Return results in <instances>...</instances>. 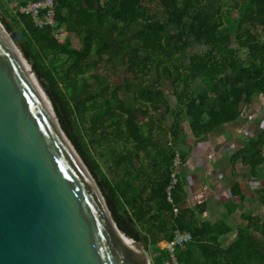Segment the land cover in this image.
I'll return each mask as SVG.
<instances>
[{
	"label": "trees",
	"instance_id": "16d2710c",
	"mask_svg": "<svg viewBox=\"0 0 264 264\" xmlns=\"http://www.w3.org/2000/svg\"><path fill=\"white\" fill-rule=\"evenodd\" d=\"M29 1L0 0V23L117 227L144 246L151 264H164L168 255L159 243L177 232L190 235L175 251L178 264H264V220L257 223L249 211L236 223L228 214L215 222L203 220L204 203L186 205L185 177L177 171L187 159L180 150L187 137L183 123L193 139H208L240 119L258 96L264 111V0H245L235 26L223 28V0H58L54 27L41 29L30 16L16 13ZM10 3L12 24L5 17ZM61 30L66 36L58 43L53 35ZM71 35L79 48L71 45ZM117 67L125 68L131 82L109 89L107 78ZM122 90L131 94L133 106L118 96ZM162 108L171 118L164 147L153 139L166 119ZM252 124V137L224 159L234 181L230 195L239 202L244 196L235 181L237 164L247 167L254 181H264V169L258 168L264 162V120ZM90 149L109 164L108 175ZM173 173L177 181L169 202L166 189ZM254 193L264 207V186ZM233 230L234 240L223 246L219 239Z\"/></svg>",
	"mask_w": 264,
	"mask_h": 264
},
{
	"label": "water",
	"instance_id": "95a60500",
	"mask_svg": "<svg viewBox=\"0 0 264 264\" xmlns=\"http://www.w3.org/2000/svg\"><path fill=\"white\" fill-rule=\"evenodd\" d=\"M0 24V264H151Z\"/></svg>",
	"mask_w": 264,
	"mask_h": 264
},
{
	"label": "rangeland",
	"instance_id": "374dc122",
	"mask_svg": "<svg viewBox=\"0 0 264 264\" xmlns=\"http://www.w3.org/2000/svg\"><path fill=\"white\" fill-rule=\"evenodd\" d=\"M220 7L222 16L220 18L221 27H234V19L238 16V11L244 9L245 0H223ZM7 8L10 9V15L5 17L7 22L12 24V16L14 15V10H12L13 5H7ZM14 30L17 31L16 27H14ZM233 41L234 39L232 37V43ZM70 43L74 48H79V41L75 36H70ZM195 50H197L196 47ZM26 67L28 71H30L28 64ZM99 69L101 70V65L98 66L97 71L99 73H103L100 72ZM131 79V76L126 72L125 68L117 67L114 69L113 74L107 78L109 84L108 82L105 83H107L109 89H111L114 86L125 85V83L131 82ZM36 84L38 85L37 82ZM100 87L101 86H97V92L99 91ZM118 96L121 99H124L127 105L133 106L131 94H128L122 90L119 92ZM168 98L169 103L173 105L174 101L170 96ZM262 102L263 101L260 96L254 98L252 104L246 109L242 110L243 113L240 119L235 120L231 124L224 125L221 129L216 130V135H214V137H210L208 139H193V137L190 135L187 125L183 123V129L187 137L185 143L180 146V150L184 153L190 154L191 167L194 169V171H191L193 174L192 177H195L193 179V186L191 189L194 193L192 194L191 190H187L188 197H191L190 204H188L189 206H192L197 201L203 199L208 203V206L211 209H215L216 214L214 215V218L218 217L219 214L224 211L228 214L229 219L233 223H236L239 222L238 217L240 213L249 211L251 218L257 223H260L262 220H264V207L260 204L257 196L254 193L255 188L264 186V181H254L250 178V176L246 175L247 167L243 168L237 164L235 166V171L238 176L235 180L239 184L240 191L244 196V200L239 202L238 197H234L232 202V200L229 199L228 190L225 189V186L231 185L234 182L231 177L228 178L229 181H225L229 175V166L226 165L224 160H221L220 162L218 161L221 155L220 153H232L244 140H246L248 137H252L255 129V126L252 124V120H264ZM160 113L166 119L163 120L164 124H160V128L163 126L162 131H159L157 128L154 130L153 139L159 146L164 147L169 139L168 132L166 131V125L170 123L171 118L167 117L164 108L161 109ZM87 126H89V124H87ZM90 151L92 150L90 149ZM262 153L264 156V147ZM91 154L98 163L100 171L108 175L106 168L109 164H105L102 159L100 160L98 153L95 154L92 151ZM186 163L188 164V161ZM185 165L186 164L180 167L181 170H183V167H186ZM180 168H178L177 171L180 172ZM258 168L264 169V162ZM243 174L246 175V178L242 176ZM220 176H222L221 180L219 179ZM194 181L196 184H194ZM201 192L203 196L202 198H198V193ZM213 197H216L217 199L213 200ZM211 200L214 201V204L211 202ZM235 202H237V204ZM233 232L234 233L229 234L225 240L221 241L222 245L230 243L234 240L236 234L234 230ZM160 246H162V243L159 244V247Z\"/></svg>",
	"mask_w": 264,
	"mask_h": 264
},
{
	"label": "built area",
	"instance_id": "2783aa9c",
	"mask_svg": "<svg viewBox=\"0 0 264 264\" xmlns=\"http://www.w3.org/2000/svg\"><path fill=\"white\" fill-rule=\"evenodd\" d=\"M58 0H33L29 1L22 6L16 7V13L21 15H28L32 19V23L37 28L54 27V13L53 8L55 2ZM54 39L58 43H62L66 33L61 31L54 32ZM180 165L179 159L176 156L173 160V167ZM175 174H171V182L166 189L167 200L170 202V192L172 187L176 183ZM173 213H177V209H173ZM190 241V235L187 232H177L169 242H165L164 250L166 251L168 258L164 264H178L175 258V251L181 249Z\"/></svg>",
	"mask_w": 264,
	"mask_h": 264
},
{
	"label": "crops",
	"instance_id": "0c3cea01",
	"mask_svg": "<svg viewBox=\"0 0 264 264\" xmlns=\"http://www.w3.org/2000/svg\"><path fill=\"white\" fill-rule=\"evenodd\" d=\"M9 5H13V7H14V4H12V3H10V4H8V6ZM10 10V9H9ZM13 10V9H12ZM187 154V159H186V162L188 161V164L185 162L184 164H186L185 166L186 167H183L182 169L183 170H181V168L179 169L180 170V173H182V174H184V177H185V192L187 193V190L188 191H190L191 189H192V186H193V179L195 178V177H192L193 176V174H192V172L191 171H194V169H192V167H191V159H190V154L189 153H186ZM221 155H220V158H219V162L221 161V160H224L225 159V157L227 156H229L231 153H220ZM225 161V160H224ZM183 164V165H184ZM182 165V166H183ZM229 170H230V167H229ZM221 178H222V176H220L219 177V179L221 180ZM229 176H227V178H226V180L225 181H229ZM242 178V177H241ZM236 179V178H235ZM236 181V180H235ZM194 184H196V182L194 181ZM226 188V190H228V193H229V199H233L234 197H232L231 195H230V192H229V187H230V185H228V186H225ZM240 188V187H239ZM191 192H192V194L194 193L192 190H191ZM198 198H202V196H203V194H202V192L201 193H198ZM190 199H191V197H188L187 196V198H186V205H188V204H190ZM213 200H215V199H217L216 197H213L212 198ZM238 201H239V199H238ZM204 203V205H205V210H204V213L202 214V219L203 220H206V221H210V222H215V221H218V220H220L221 218H222V216H223V214H227V213H225L224 211L223 212H221L220 214H219V216L218 217H216V218H214V215L216 214L215 213V209H211L209 206H208V203L207 202H205L203 199H201L200 201H197L195 204H199V203ZM211 202L213 203L214 201H212L211 200ZM232 202H233V200H232ZM236 204H237V202H235ZM195 204H193V205H195ZM214 204V203H213ZM235 204V205H236ZM193 205L191 206V207H193ZM232 233H234L233 231L232 232H230L229 234H232ZM229 234H227V235H225V236H223V237H221L220 239H219V242L221 243V241L222 240H225V238H227L228 237V235ZM162 243V246H160L159 248L160 249H164V246H165V242H161ZM160 244V243H159ZM222 244V243H221ZM229 243H227V244H225V245H223V246H226V245H228Z\"/></svg>",
	"mask_w": 264,
	"mask_h": 264
},
{
	"label": "bare ground",
	"instance_id": "6f19581e",
	"mask_svg": "<svg viewBox=\"0 0 264 264\" xmlns=\"http://www.w3.org/2000/svg\"><path fill=\"white\" fill-rule=\"evenodd\" d=\"M45 99H46V97H44ZM46 101H47V99H46Z\"/></svg>",
	"mask_w": 264,
	"mask_h": 264
}]
</instances>
